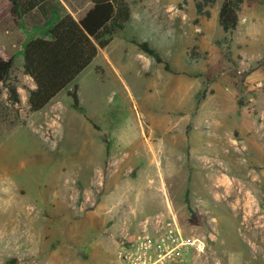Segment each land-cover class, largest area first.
Segmentation results:
<instances>
[{"label": "rangeland", "instance_id": "rangeland-1", "mask_svg": "<svg viewBox=\"0 0 264 264\" xmlns=\"http://www.w3.org/2000/svg\"><path fill=\"white\" fill-rule=\"evenodd\" d=\"M128 1L131 20L32 113L22 48L46 22L35 13L13 18L0 0V52L16 56L20 95L0 118V264H121L123 237L159 213L204 241L182 264H264V230H254L264 228V0H244L229 34L218 24L222 0L203 8L208 16L196 14L203 0ZM55 3L76 20L91 8L89 0ZM73 85L78 106L67 95ZM215 88L235 103L251 99L252 112L201 108ZM13 110L20 123L9 128ZM241 191L260 224H244Z\"/></svg>", "mask_w": 264, "mask_h": 264}, {"label": "trees", "instance_id": "trees-1", "mask_svg": "<svg viewBox=\"0 0 264 264\" xmlns=\"http://www.w3.org/2000/svg\"><path fill=\"white\" fill-rule=\"evenodd\" d=\"M10 15L20 20L31 13L46 22L43 36L31 38L22 48V74L29 77L35 88L27 91L28 110L32 113L43 110L55 97L69 87L91 64L100 50L105 49L132 17L128 0H89L91 8L78 20L70 14L60 12L55 0H8ZM217 0H203L195 4L197 16L203 8ZM244 0H222L218 12V24L225 34L234 31L238 24V13ZM139 50L156 63L161 58L146 42L136 44ZM15 57L3 59L0 56V118L12 111L20 103L17 87L12 83ZM78 87L73 85L67 92L74 106H78ZM7 98L2 101L3 93ZM6 103L8 105H6ZM14 111L8 127L19 125V117ZM16 264V260L8 261Z\"/></svg>", "mask_w": 264, "mask_h": 264}, {"label": "built area", "instance_id": "built-area-1", "mask_svg": "<svg viewBox=\"0 0 264 264\" xmlns=\"http://www.w3.org/2000/svg\"><path fill=\"white\" fill-rule=\"evenodd\" d=\"M119 260L121 264H182L185 255H200L204 241L185 236L171 215L159 213L138 223L131 238L123 237Z\"/></svg>", "mask_w": 264, "mask_h": 264}, {"label": "crops", "instance_id": "crops-1", "mask_svg": "<svg viewBox=\"0 0 264 264\" xmlns=\"http://www.w3.org/2000/svg\"><path fill=\"white\" fill-rule=\"evenodd\" d=\"M237 28V27H236ZM236 30V29H235ZM3 41V40H2ZM3 44H4V41H3ZM2 47H4V46H2ZM245 50L247 49V41H246V39H245ZM15 54H8V56L7 57H4V55L0 52V56L3 58V59H6V58H9V57H15V59H16V56H14ZM23 64V63H22ZM22 64L20 65L21 66V69H22ZM23 77H24V81H26L27 83H28V88H29V90H33L34 88H35V86H34V84H33V82H32V80L29 78V77H27V76H24L23 75ZM250 77L251 76H247L246 77V81H247V83H250L251 82V79H250ZM18 90V89H17ZM226 92L227 93H224V92H221L220 91V89L219 88H215L214 89V93L213 94H211V97L209 98V99H205L204 98V101H203V105H202V107L201 108H205V106L207 105V103H209L208 104V108H212V107H215V109L216 110H218V111H221L222 110V112L224 111H226L228 108H230L231 106L232 107H234L235 109L237 108L238 110H241V109H243L244 111H247L248 112V110H249V112H252V107H253V104H252V100L251 99H247V100H245V102L247 103V105H243V104H240V102L238 101V103L236 102H234L233 101V94H232V92H229L228 90H226ZM18 93H19V91H18ZM230 95V96H229ZM3 96L4 97H7V95H6V93L4 92L3 93ZM203 100V99H202ZM201 100V101H202ZM200 105V104H199ZM199 107V106H198ZM234 131H236L237 132V130L236 129H234ZM237 134H239V133H237ZM207 162V161H206ZM212 178V177H211ZM168 207V206H167Z\"/></svg>", "mask_w": 264, "mask_h": 264}, {"label": "bare ground", "instance_id": "bare-ground-1", "mask_svg": "<svg viewBox=\"0 0 264 264\" xmlns=\"http://www.w3.org/2000/svg\"><path fill=\"white\" fill-rule=\"evenodd\" d=\"M220 177H217L216 179H219V183H221L222 184V188L225 190V191H231V190H233L234 189V186L233 185H231V187L228 185L229 183H227V181L225 180V179H223V176L222 175H219ZM212 180H214V179H212ZM237 186V185H236ZM216 187V186H215ZM222 188H221V190H222ZM241 188V187H240ZM216 189V188H215ZM214 189V190H215ZM240 190V189H239ZM223 191V190H222ZM246 191V190H245ZM231 194V193H230ZM238 194V196H239V198H240V200H239V204H240V206L242 205V209L244 210V212H246V214H245V217H244V224H247L249 227L254 223L253 221L255 220V219H257L256 221H257V223L256 224H260L261 223V218H259V212L258 211H255L254 210V206H253V202H252V200H251V198L249 197V195H247V193H243V191H241V192H238L237 193ZM234 195H236L235 193H234ZM235 205V204H234ZM238 207V206H237ZM258 216V217H257ZM255 230V232L257 233V232H261L262 230H264V228H262V227H257V228H255L254 229ZM252 231V230H251Z\"/></svg>", "mask_w": 264, "mask_h": 264}]
</instances>
